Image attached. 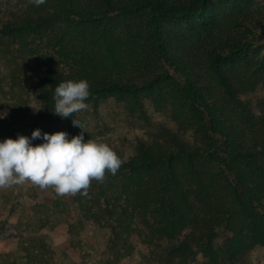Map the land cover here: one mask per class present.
<instances>
[{
    "label": "trees",
    "instance_id": "16d2710c",
    "mask_svg": "<svg viewBox=\"0 0 264 264\" xmlns=\"http://www.w3.org/2000/svg\"><path fill=\"white\" fill-rule=\"evenodd\" d=\"M229 1L232 12L249 3L46 0L36 7L16 0L19 9L0 12L7 71L0 85L6 79L40 102L32 109L19 91L2 122L13 132L22 122L51 128L54 91L66 80H88L86 102L95 107L115 97L135 109L145 90L159 106L172 101L178 132L161 131L123 159L115 176L94 181L89 190L97 192L72 200L94 227L109 217L107 247L125 251L118 261L135 264L141 244L155 247L158 264H191L198 255L204 264H226L264 248V98L257 105L249 99L264 72L249 59L264 22L247 10L229 19ZM189 130L196 142L184 140ZM19 131L31 138V130ZM9 218L4 223L15 228ZM223 231L229 236L216 248ZM41 237L26 243L40 249Z\"/></svg>",
    "mask_w": 264,
    "mask_h": 264
},
{
    "label": "rangeland",
    "instance_id": "374dc122",
    "mask_svg": "<svg viewBox=\"0 0 264 264\" xmlns=\"http://www.w3.org/2000/svg\"><path fill=\"white\" fill-rule=\"evenodd\" d=\"M16 3V0H1L0 12L19 9ZM229 3L231 4L227 5L228 8L225 10V13L229 11V19L242 18V13L247 10L246 13L249 16L264 22V0H249V3L245 5L246 9L233 12L229 8L233 3L231 1ZM222 15L225 16V14ZM249 59L252 63L258 61L264 69V36L253 45ZM3 65L4 62L0 60V77L7 74V71L2 69ZM261 75L262 79L255 93L249 96L253 105H257L264 98V72ZM9 86L10 83L2 79L0 142L7 138L16 139L18 135L27 136V132L21 134L19 131L18 133L19 128L31 130L30 136L36 129H40L41 134L48 128V134L64 131L71 139L83 131L80 127L73 126L72 120L75 119L84 125L85 141L89 138H100L108 143L122 159L128 160L141 144H152L161 131L178 132L179 130L173 118L172 101L165 103V107L159 106L145 90L141 92L140 104L134 106L135 109L124 101L110 97L103 100L98 107L86 102L89 104L88 109L74 113L73 117L61 118L55 114L50 121L51 128L43 122L27 128L28 124L22 122L13 132V126H7L2 122L10 119L12 103L16 96H20L19 91L33 109L39 108L40 102L35 94L27 93L28 91L24 88L21 91L19 85L14 90L13 88L11 90ZM183 137L187 142H196L194 130L184 132ZM36 140H32L33 146L41 144ZM88 192L97 191L89 190ZM58 198H63L62 203ZM73 198L74 196H57L51 188L41 190L30 183L0 189V264H44L47 260L50 264H99L111 257L114 264H128L124 260L118 261L125 254L124 250L119 253L118 249L112 251L107 247V240L113 238L107 225L109 217L102 219L100 217V220L104 221L103 226L94 227L95 222L86 219L82 210L77 209L79 208L77 201H72ZM57 202L58 205L55 206ZM9 216L7 222L11 226H16L15 228H8L4 223ZM132 236L135 237L133 234ZM228 236V233L221 232L215 241L216 248H222ZM35 237H41L40 249L37 244L27 245L26 243V240L35 239ZM164 244L166 243L163 242L160 246ZM154 248L139 245V251L134 258L135 264H158L151 256ZM204 263L205 260L201 255L191 262V264ZM226 264H264V248L251 252L240 261Z\"/></svg>",
    "mask_w": 264,
    "mask_h": 264
},
{
    "label": "clouds",
    "instance_id": "9594fccd",
    "mask_svg": "<svg viewBox=\"0 0 264 264\" xmlns=\"http://www.w3.org/2000/svg\"><path fill=\"white\" fill-rule=\"evenodd\" d=\"M29 3L39 7L46 0H29ZM90 95L88 80L63 81L54 91L53 112L67 118L87 110ZM72 124L83 131L71 139L64 131L42 135L36 129L31 138L18 135L16 139L0 142V189L30 183L41 190L51 188L61 197L77 194L87 197L93 181L103 184L108 174L115 176L124 160L100 138L85 141L86 131L79 120L73 119ZM36 139L44 142L33 146L32 140Z\"/></svg>",
    "mask_w": 264,
    "mask_h": 264
}]
</instances>
